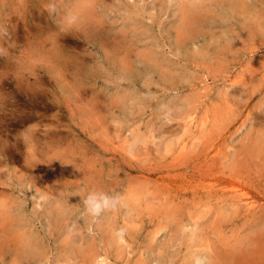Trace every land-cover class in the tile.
Listing matches in <instances>:
<instances>
[{"label": "rangeland", "instance_id": "rangeland-1", "mask_svg": "<svg viewBox=\"0 0 264 264\" xmlns=\"http://www.w3.org/2000/svg\"><path fill=\"white\" fill-rule=\"evenodd\" d=\"M0 94V264H264V0H0Z\"/></svg>", "mask_w": 264, "mask_h": 264}, {"label": "clouds", "instance_id": "clouds-1", "mask_svg": "<svg viewBox=\"0 0 264 264\" xmlns=\"http://www.w3.org/2000/svg\"><path fill=\"white\" fill-rule=\"evenodd\" d=\"M0 97H3V94H0ZM119 203L120 200L117 196H110L98 191L89 192L83 199L86 212L93 217L98 216L105 210L117 207ZM118 231L122 233L123 229H119ZM192 264H206V258L194 256Z\"/></svg>", "mask_w": 264, "mask_h": 264}, {"label": "bare ground", "instance_id": "bare-ground-1", "mask_svg": "<svg viewBox=\"0 0 264 264\" xmlns=\"http://www.w3.org/2000/svg\"><path fill=\"white\" fill-rule=\"evenodd\" d=\"M249 205V204H248ZM254 206V205H253ZM28 245V244H27ZM26 246V245H25ZM29 246V245H28ZM26 250V249H25Z\"/></svg>", "mask_w": 264, "mask_h": 264}]
</instances>
